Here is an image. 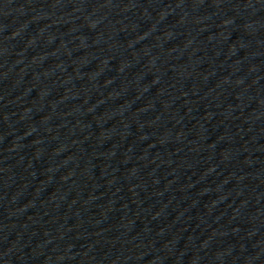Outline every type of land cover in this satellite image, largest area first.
Here are the masks:
<instances>
[{
	"label": "water",
	"instance_id": "95a60500",
	"mask_svg": "<svg viewBox=\"0 0 264 264\" xmlns=\"http://www.w3.org/2000/svg\"><path fill=\"white\" fill-rule=\"evenodd\" d=\"M245 111L264 156V0H209Z\"/></svg>",
	"mask_w": 264,
	"mask_h": 264
}]
</instances>
